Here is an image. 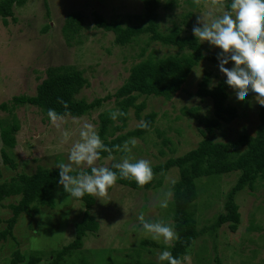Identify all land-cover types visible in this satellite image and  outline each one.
Returning a JSON list of instances; mask_svg holds the SVG:
<instances>
[{"label": "rangeland", "instance_id": "obj_1", "mask_svg": "<svg viewBox=\"0 0 264 264\" xmlns=\"http://www.w3.org/2000/svg\"><path fill=\"white\" fill-rule=\"evenodd\" d=\"M185 1L178 0V6L171 12L172 17L161 12L163 29L172 25V18L180 22V16L191 10L196 15L190 20L193 24L197 23L199 15H206L211 19L227 10L224 6L205 0H194L197 8L193 9ZM48 4L49 16L44 0H27L25 6L15 9L16 20L9 17L7 25L0 20V104L10 101L14 96L34 95L38 84L46 77V69L59 65H72L84 71L89 86L81 91L79 97L92 101L113 94L126 80L133 64L141 60L136 58L140 47L116 45L112 32L96 27L95 17L99 14L111 20L126 14L141 13V0H48ZM76 12L82 15V43L69 46L62 35L61 27L67 16ZM47 23H51L52 27L43 33L42 29ZM193 24L186 30L187 35L193 34ZM202 44L205 54L221 51L208 42ZM153 45L159 50V56L177 51L173 47ZM226 67H231V64ZM207 72L211 74L212 86L221 79H226L219 71L218 63L203 60L193 70L183 90L178 91L171 100L154 96L140 97L141 101L146 99L147 102L144 113L158 112L156 127L164 133L165 138L172 141L175 150L165 147L166 155L161 156L159 148L163 138L158 136L157 131H151L143 138H136V146L132 147L131 152L100 158L95 162V166L110 167L124 157L131 160L146 159L154 165L195 148L203 139L199 129L204 125L197 116L183 114L182 108L198 107L200 115L212 114V101L201 100L196 95L198 83ZM255 96V93L250 92L244 100H240L230 87L229 99L232 105L238 107L239 115L215 132L212 136L215 141L228 142L244 132H256L261 106ZM115 108V101L111 99L90 115L80 118L65 117L60 129H57L37 107L18 106L12 113L0 109V122L11 120L15 116L20 125L16 135L17 144L11 154L18 163L16 169L3 162V144L0 138V171L3 179H9L22 172L33 174L39 165L56 169L58 163H68L69 149L72 143L79 140L80 126L86 122L98 132L99 113ZM129 116L124 132L135 129L142 121L135 117L133 109L130 110ZM64 130L70 133L66 143L61 136ZM84 169L87 167L73 168ZM239 174V171H233L228 174L204 176L197 180L198 198L194 206L200 227L208 221L212 222L224 212L226 195ZM164 177L163 185L158 188L134 190L116 182L104 197H94L95 205L91 212L99 221L100 229L98 232L87 233L84 246L68 258L67 264H134L139 259L159 264L157 253L162 250L149 246L150 251H147L141 246L142 239L152 238L150 234L146 235L141 231L138 216L143 214L149 222H171L167 217L168 208L172 200V182L178 180L179 169L171 168ZM53 196L57 203L54 211H46L48 207H43L41 213L33 217L26 214L20 216L14 229L15 237L20 243L17 246V239L12 238L1 241L0 264H7L12 251L17 247L48 253L72 241L75 224L82 218L85 210L84 202L68 196L59 184L54 188ZM15 200L10 198L0 204V230L6 226L4 219L11 215L7 205ZM164 200L168 202L166 208L160 206V202ZM236 201L240 207L241 224L236 232L231 231L228 224L219 229L216 238L217 255L224 259L223 264H264V180H260L254 190L246 188L240 191ZM252 226H260V229H251ZM253 237L259 238L257 244L250 242ZM205 239L208 240V236L204 235L195 242L196 264H210V253L215 257L212 240L203 244ZM159 242L163 243V240ZM193 255L184 264H193ZM212 264L216 262L212 261Z\"/></svg>", "mask_w": 264, "mask_h": 264}, {"label": "trees", "instance_id": "obj_2", "mask_svg": "<svg viewBox=\"0 0 264 264\" xmlns=\"http://www.w3.org/2000/svg\"><path fill=\"white\" fill-rule=\"evenodd\" d=\"M205 1L224 6L226 9L230 5V0ZM141 2L143 4L141 13L126 14L111 20H107L99 14L95 17L97 28H102L115 35L114 43L116 45L123 47L139 45L140 47L136 58L141 60L133 64L128 77L113 94L87 101L85 98L79 97L81 91L89 86V80L83 70L72 65L50 66L46 69V77L38 84L34 95L14 96L10 101L0 104V109L12 113L18 106L29 105L37 107L47 118H49L47 115L49 109H54L64 118H80L90 115L101 108L105 102L114 99L116 108L103 111L98 115V134L108 149V151H101V159L117 154L126 155L122 149L125 141L133 137L143 138L151 131H157L158 136L163 138L159 148L161 156L166 155L165 147L175 150L172 147V141L165 138L164 133L156 127L158 112L144 113L147 102L146 99L141 101L140 97L154 96L162 97L167 101L171 100L178 91L183 90L191 73L201 61L218 63L217 53L205 54L203 44L193 34H186L188 27L193 24L190 20L196 17L192 10L182 14L180 22L172 18L171 26L166 29L161 27V12L172 17L173 13L171 12L178 6V0H141ZM185 2L193 9L197 8L194 0ZM26 4L27 0H0V20L6 25L9 17L16 20L15 9ZM44 5L49 16L48 0H44ZM82 22V15L78 12L70 13L65 19L61 32L69 46L82 43ZM51 27V23L45 24L42 32L45 33ZM153 44L173 47L177 51L159 56V50L154 48ZM151 47L153 48L150 50ZM210 76L211 74L207 72L198 83L196 95L201 100L210 99L212 101V114L202 116L198 107L184 106L182 108L183 114L197 116L204 125L199 129L203 136L199 144L183 155L171 156L163 163L152 165L153 180L144 186L138 185L131 179L116 181L118 184L134 190L158 188L163 185L164 176L171 168L179 169L178 180L172 182V200L169 203L167 216L172 222L169 224L174 226L179 239L174 241L173 246L168 250L172 252L173 256L179 257L183 264L193 254V264H196L194 245L204 235L208 236V240L205 239L203 244H207L210 239L213 243L212 250L215 257L213 258L211 253L208 255L210 264L212 261L216 264H223L224 259H221L216 251L218 250L216 242L218 231L224 224H228L233 232L238 230L241 224V213L236 201L237 194L246 188L254 190L256 184L260 180H264V107L260 108V122L254 134L244 132L238 138L228 142L215 141L212 138L215 132L221 130L224 124L237 118L239 113L238 107L230 102V87L224 82L225 78L212 86ZM65 103L67 108H65ZM131 109L134 110L137 119L148 124L147 128H142L139 124L135 129L124 132ZM117 110L123 115H119L113 120L111 114ZM19 128L20 125L15 116L11 120L0 122V138L3 144L1 157L3 162L13 169L18 167V163L11 154L17 144L16 135ZM81 171L90 172V169L73 170L72 175H77ZM233 171H239L240 174L226 195L224 212L220 213L212 222L208 221L200 227L194 206L198 198L197 180L204 176L228 174ZM58 179V168L50 169L41 165L33 174L22 172L9 179H3L0 171V204L10 198L16 199L15 202L7 205L11 215L4 219L6 226L0 230V243L8 238L17 239L14 229L22 214L33 217L40 214L43 207H48L46 211H54L57 203L53 196V190L58 184ZM79 200L84 202L85 210L82 218L75 224V235L72 241L64 247L48 253L34 249L22 250L17 247L12 251L7 264H67L68 258L84 246L87 233L98 232L100 229L99 221L91 212L95 205L94 196L85 195ZM251 229L257 230L260 229V226H252ZM258 241L257 237L250 239V242L254 244H257ZM19 243L17 239L16 245L18 246ZM141 246L147 251H150L149 246L160 248V250L167 247L163 243L149 238L142 239ZM140 254H142L141 250ZM134 264L158 263L139 259Z\"/></svg>", "mask_w": 264, "mask_h": 264}, {"label": "clouds", "instance_id": "obj_3", "mask_svg": "<svg viewBox=\"0 0 264 264\" xmlns=\"http://www.w3.org/2000/svg\"><path fill=\"white\" fill-rule=\"evenodd\" d=\"M192 33L200 42H208L221 50L217 53L218 68L226 77L224 82L234 90L235 96L244 100L248 93H255L256 101L264 107V0H230L228 9L220 15L211 19L206 15L197 16ZM230 62L231 67H226ZM47 115L50 122L60 129L63 115L54 109H49ZM119 115L123 113L117 110L111 114V118L115 120ZM139 126L147 128L148 124L141 121ZM61 136L66 143L70 133L64 130ZM136 143L134 137L125 141L123 151L131 152ZM101 151L108 149L98 132L91 124L83 123L79 130V140L72 143L69 149L68 163L56 165L59 169L58 184L68 196L76 200L85 195L99 199L106 195L118 179H131L140 186L153 180L152 165L146 159L131 160L124 157L111 167L95 166ZM74 166L87 167L90 172L81 171L72 175ZM160 206L166 208L167 200L161 201ZM138 220L144 234H150L155 241L162 239L167 246L157 253L159 264H182L181 259L168 250L179 239L174 226L163 221L149 222L143 214L138 216Z\"/></svg>", "mask_w": 264, "mask_h": 264}]
</instances>
